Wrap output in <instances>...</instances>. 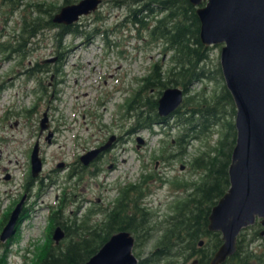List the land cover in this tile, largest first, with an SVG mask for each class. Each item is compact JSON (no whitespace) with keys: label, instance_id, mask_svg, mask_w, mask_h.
<instances>
[{"label":"rangeland","instance_id":"rangeland-1","mask_svg":"<svg viewBox=\"0 0 264 264\" xmlns=\"http://www.w3.org/2000/svg\"><path fill=\"white\" fill-rule=\"evenodd\" d=\"M26 1L56 7L62 4V0ZM117 1L102 0L94 11L81 16L77 27L83 33L64 35L58 46L53 38L56 29L44 28L22 47L24 54L0 48V215H7L9 206L24 193L29 157L36 142L41 145L39 154L44 158L42 174L51 173L54 168L59 170L56 165L61 162L67 163L56 174L59 185L45 186L39 195L33 188L30 190L32 195L26 199L28 213L16 223L10 239L0 241V264H38L51 235L50 207L62 206L56 200L61 186L66 192L71 191L67 200L74 196L65 206L66 211L77 209L80 216L79 213L90 208L102 211L110 207L108 204L120 187L137 181L142 174H152L154 178L145 189L143 201L151 212L150 231L145 240L142 237L138 241L137 247L136 241L132 246L137 258V251L145 256L153 248L161 219L169 214L172 203L184 195L180 185L199 175L193 173L186 161L203 142L192 144L180 159L155 158L156 154L167 156L172 151L166 142L176 130L174 116L169 119L170 131L166 126L156 125L153 131L128 132L133 120L124 114L125 99L139 88L152 63L159 60L167 63L170 54L162 51L161 44L150 43L143 29L124 20L128 6H117ZM9 8L0 2V43L13 39L20 25V14L27 12L24 7L14 12ZM86 32L93 34L88 36ZM208 47L207 69H210L219 62L220 44ZM36 63L46 68L34 69ZM56 67L58 70L54 72ZM221 82L219 86L212 81L199 82L189 93H200L203 87L208 95L212 91L217 93ZM40 83L45 88L43 92ZM45 110L52 132L49 143L47 129L38 138L39 120ZM137 137L142 143H137ZM216 138L214 134L212 139ZM108 141L110 147L103 151L96 165L85 167L83 178L66 179L68 171L79 165L80 155ZM96 167L98 171L89 173ZM103 217L98 212L92 220L98 222ZM192 260L189 258L186 264Z\"/></svg>","mask_w":264,"mask_h":264},{"label":"trees","instance_id":"trees-1","mask_svg":"<svg viewBox=\"0 0 264 264\" xmlns=\"http://www.w3.org/2000/svg\"><path fill=\"white\" fill-rule=\"evenodd\" d=\"M0 1L8 5L11 12L19 7H24L27 11L20 14L21 24L18 32L13 34V39L0 43V48H6L9 52L24 54L22 47L30 44L44 28L56 29L53 38L57 46L64 35L83 33L78 29L77 22L70 25L53 22V16L61 5L76 0H62V4L57 7L25 0ZM116 5L128 6L124 20L143 29L150 43L161 44L162 51L170 54L167 63L161 60L152 63L150 71L142 78V84L124 102V114L133 120L128 132L143 129L153 131L156 125L166 126L170 131V117L158 115L157 100L164 89L179 87L183 90L184 97L172 115L176 130L166 142L172 151L167 156L156 154L155 158L167 161L180 159L192 144L197 141L204 143L186 161L193 173L199 174L198 177L182 182L180 186L184 195L172 203L169 214L161 219L153 248L145 256L136 252L139 256L137 264H186L191 257L197 259V264H208L221 244V236L217 231L208 230L207 217L211 207L229 186L228 167L235 144V107L231 94L223 81L219 62L207 69V61H210L209 47L200 41L199 19L189 0H118ZM86 33L88 36L93 34ZM45 68L38 63L34 67L38 71ZM57 70L56 67L54 72ZM204 81L216 82L218 86L222 81L220 91H212L208 95L206 87H203L200 93H189L193 85ZM44 89L42 85V92ZM214 134L216 139H212ZM86 169L79 164L70 170L66 179L77 176L83 178ZM153 178L152 174H142L137 181L119 188L117 196L110 203L112 205L108 204L110 207L102 211L98 207L90 208L79 213L80 216L77 215V209L66 211L65 206L68 201L72 202L74 196L67 200L71 191L66 192L64 189L63 199L60 200L62 206L51 207L48 216L52 225L50 234L52 235L54 227L60 226L64 237L54 243L51 235L48 236L38 264H82L113 233L120 230L129 231L134 236L137 247L138 241L142 237L145 240L150 231L151 212L144 207L143 201L145 189H148ZM48 179L56 182L57 176L53 174ZM36 180L39 182L36 185L38 193L43 191L42 179L32 177L29 172L24 186L27 194H31L30 190ZM98 212H102L104 217L95 222L92 217ZM27 213L28 208L24 207L20 217H25ZM260 227L257 219L244 227L238 235L235 253L222 264H264V240L258 235ZM201 240L203 242L199 244Z\"/></svg>","mask_w":264,"mask_h":264},{"label":"water","instance_id":"water-1","mask_svg":"<svg viewBox=\"0 0 264 264\" xmlns=\"http://www.w3.org/2000/svg\"><path fill=\"white\" fill-rule=\"evenodd\" d=\"M101 0H78L65 4L53 16V22L70 25L94 11ZM199 19V38L203 45L220 44L219 64L226 88L235 107V144L228 167L229 186L211 207L207 228L217 231L221 244L208 264H222L237 249L239 233L258 219V235L264 240V0H189ZM179 87L164 89L157 100L159 116L171 114L182 102ZM46 112L40 131L48 127ZM51 132H48L49 141ZM142 143L141 138H137ZM105 145L80 157L84 164L92 161ZM42 162L36 143L31 153V172L39 174ZM7 178V177H6ZM25 196L12 210L0 240L14 233ZM64 231L57 226L52 239L58 243ZM202 240L199 244H202ZM133 235L127 230L113 233L82 264H137L132 252ZM190 264H197L193 259Z\"/></svg>","mask_w":264,"mask_h":264},{"label":"flooded vegetation","instance_id":"flooded-vegetation-1","mask_svg":"<svg viewBox=\"0 0 264 264\" xmlns=\"http://www.w3.org/2000/svg\"><path fill=\"white\" fill-rule=\"evenodd\" d=\"M0 2H1V1H0ZM1 4H4V3H1ZM5 5H6V4H5ZM9 9H10V8H9ZM40 137H41V133L38 131V138H40ZM39 141H40V139H39ZM39 144H40V143H39ZM40 146H41V145H40ZM100 155H101V154H100ZM100 155L98 156L97 159L100 158ZM42 159L44 160V158H42ZM97 159H96L94 162L91 163V166L96 165V163H97V161H98ZM66 165H67V164L65 163L64 166L66 167ZM110 166H111V167H114V164L111 163ZM65 167H62L61 170H63ZM52 171H53V172H57V170H56L55 168H54ZM47 176H51L50 172L45 173V174L42 175V177H43L44 179H47ZM39 179H41V178H39ZM57 196H58V195H56V198H57ZM5 216H6V215H4V213H2V214L0 215V226H2V224H3V222H4V219H5ZM7 220H8V219H7Z\"/></svg>","mask_w":264,"mask_h":264},{"label":"bare ground","instance_id":"bare-ground-1","mask_svg":"<svg viewBox=\"0 0 264 264\" xmlns=\"http://www.w3.org/2000/svg\"><path fill=\"white\" fill-rule=\"evenodd\" d=\"M46 62H48V60H46ZM56 227H57V226H56ZM56 227H55V228H56ZM52 234H53V233H52ZM51 237H52V235H51Z\"/></svg>","mask_w":264,"mask_h":264}]
</instances>
